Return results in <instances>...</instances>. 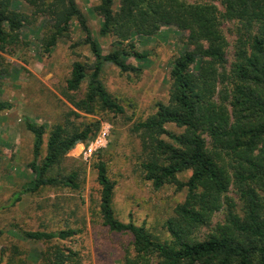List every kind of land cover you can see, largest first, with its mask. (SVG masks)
Here are the masks:
<instances>
[{
  "label": "trees",
  "instance_id": "1",
  "mask_svg": "<svg viewBox=\"0 0 264 264\" xmlns=\"http://www.w3.org/2000/svg\"><path fill=\"white\" fill-rule=\"evenodd\" d=\"M23 1L33 8L32 15L20 12L13 0H0V53L18 47L23 29L44 15L52 22L42 41L44 53L50 54L61 39L70 37L71 23L76 20L95 64L90 74L84 64H73L64 96L75 110L87 115L97 110L124 114L103 85L101 73L105 64L122 73L137 70L129 61L142 63L147 56L138 50L135 37H153L162 27L188 33V49L172 63L169 103L159 105L154 115L133 127L146 154L141 165L145 180L157 191L168 184L187 191L184 203L166 223L168 239L154 236L146 226L125 224L117 218L115 183L105 162L96 165L102 225L132 240L124 264H264V0H98L94 12L102 21L100 36L116 39L108 54L93 39L76 0ZM224 22L235 23V60L229 71L227 41L221 30ZM87 80L85 96L78 98ZM12 109V104L0 102V114ZM169 125L184 132L172 133L167 130ZM25 127L34 137L30 168L35 177L13 195L11 206L45 188L78 191L77 173L61 178L50 174L79 144L96 135L99 124L82 130L55 126L41 165L38 159L46 128L30 121ZM2 159L0 151V163ZM186 172L192 173L190 178L179 182L178 176ZM231 188L240 208L228 196ZM223 210L225 222L201 239V231ZM77 234L73 229L21 232L45 244L67 241ZM20 256L18 251L11 256L3 252L0 264H26ZM41 264H80V258L71 249L53 245L41 254Z\"/></svg>",
  "mask_w": 264,
  "mask_h": 264
},
{
  "label": "rangeland",
  "instance_id": "2",
  "mask_svg": "<svg viewBox=\"0 0 264 264\" xmlns=\"http://www.w3.org/2000/svg\"><path fill=\"white\" fill-rule=\"evenodd\" d=\"M187 1L194 3V0ZM13 2L22 13L32 15L34 12L23 0ZM76 3L103 53L113 51L116 39L100 36L102 21L94 12L98 0H76ZM216 5L224 12L220 4ZM50 23L48 16H36L34 23L23 29L22 43L8 54L0 53V102L13 106L11 111L0 114V151L3 153L0 163V255L6 252L11 256L18 251L26 264H41V254L53 245H60L77 252L80 264H124L132 240L128 235L111 233L102 225L98 216L100 186L96 165L99 161L105 162L109 177L115 183L117 218L125 224L132 222L136 226H146L154 236L168 239L166 223L174 217L176 207L184 203L187 191L179 190L176 184L165 185L157 191L145 180L141 165L146 154L133 127L154 115L159 105L169 103L172 63L188 49V33L174 27H162L153 37H135L138 50L147 56L142 63L129 61L137 70L122 73L115 66L105 64L101 73L103 85L124 108V114L97 110L95 114L87 115L75 110L64 96L73 64H84L89 74L95 64L90 48L84 43L85 34L74 20L70 37L61 39L50 54H45L42 41L49 33ZM221 30L227 41L225 57L229 71L235 60V23L224 22ZM88 84L87 80L82 85L78 98L85 96ZM26 121L46 128L39 165L47 155L48 138L55 126L82 130L99 124L96 135L89 142L79 144L50 174L61 178L77 173L78 191L45 188L35 195L22 197L18 204L11 206L13 195L35 177L30 168L34 161V137L26 130ZM167 130L178 135L184 132L174 125L167 126ZM104 133L105 144L100 147L96 141ZM191 175V172L183 173L178 176V181L184 183ZM228 196L240 208L234 189L231 188ZM225 220V210L215 214L210 226L201 231V239ZM67 229L78 234L67 241L50 244L21 235V232Z\"/></svg>",
  "mask_w": 264,
  "mask_h": 264
},
{
  "label": "built area",
  "instance_id": "3",
  "mask_svg": "<svg viewBox=\"0 0 264 264\" xmlns=\"http://www.w3.org/2000/svg\"><path fill=\"white\" fill-rule=\"evenodd\" d=\"M104 140H106V133H104L102 135V137L100 139H98V141H96V142L99 144L100 147H103L105 144ZM89 152H91V150ZM85 155L87 156V153Z\"/></svg>",
  "mask_w": 264,
  "mask_h": 264
}]
</instances>
